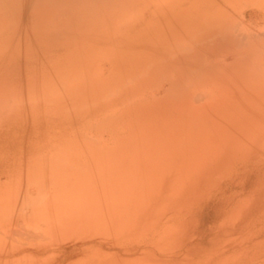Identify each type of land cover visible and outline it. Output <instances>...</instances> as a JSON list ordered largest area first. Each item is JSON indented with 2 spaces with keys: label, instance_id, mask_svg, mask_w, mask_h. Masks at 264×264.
<instances>
[{
  "label": "rangeland",
  "instance_id": "1",
  "mask_svg": "<svg viewBox=\"0 0 264 264\" xmlns=\"http://www.w3.org/2000/svg\"><path fill=\"white\" fill-rule=\"evenodd\" d=\"M0 264H264V0H0Z\"/></svg>",
  "mask_w": 264,
  "mask_h": 264
},
{
  "label": "bare ground",
  "instance_id": "2",
  "mask_svg": "<svg viewBox=\"0 0 264 264\" xmlns=\"http://www.w3.org/2000/svg\"><path fill=\"white\" fill-rule=\"evenodd\" d=\"M43 77H44V76H43ZM43 77H42V78H43ZM45 78H46V77H45Z\"/></svg>",
  "mask_w": 264,
  "mask_h": 264
}]
</instances>
